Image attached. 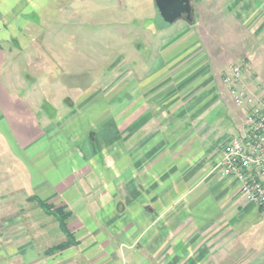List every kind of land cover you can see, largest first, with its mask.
Here are the masks:
<instances>
[{
  "label": "crops",
  "instance_id": "obj_1",
  "mask_svg": "<svg viewBox=\"0 0 264 264\" xmlns=\"http://www.w3.org/2000/svg\"><path fill=\"white\" fill-rule=\"evenodd\" d=\"M82 1L0 0V264H51L65 254L83 258L78 264H159V256L166 264H264V214L217 167L223 144L243 133L245 113L221 81L225 66L180 59L182 44L197 45L194 31L157 35L151 59L147 49L151 65L140 79L127 78L136 71L130 68L122 78L130 87L120 95L103 90L108 96L100 98L114 79L83 84L77 67L74 99H36L31 87L43 77L50 89L66 90L45 60L51 44L79 41L78 32L62 30L80 25L69 13L81 11ZM104 1L106 9L121 0ZM43 13H51L44 24ZM52 28L53 36L42 35ZM9 29L18 43L28 29L29 46L7 48ZM119 34L109 37L124 43ZM261 51V58L249 55L246 77L262 86L250 89L264 92ZM21 54L32 71L27 84L10 67ZM61 214L73 245L46 255L64 242Z\"/></svg>",
  "mask_w": 264,
  "mask_h": 264
},
{
  "label": "rangeland",
  "instance_id": "obj_2",
  "mask_svg": "<svg viewBox=\"0 0 264 264\" xmlns=\"http://www.w3.org/2000/svg\"><path fill=\"white\" fill-rule=\"evenodd\" d=\"M189 1L191 6V20L188 21L185 18H180L175 23L170 24L166 23L161 15H159L154 0H121L118 1L120 4L113 2L110 8L106 9L102 7L107 3L104 0H83L82 2L84 3L81 6V11L69 13V22L73 23L78 20L80 25L70 24L71 27L62 30L63 35H76V32H78L79 41L70 40V42L66 44L58 42L46 46L50 47L51 56H49L45 62L49 64L51 70L54 72L53 74L56 81H61V84L64 85L67 91L64 90V88L63 90L57 91L55 89L56 87H51L50 89V84L45 82V78L43 77L41 79V85L37 84L35 87H31L33 89L32 91H35L34 94L36 99L48 98L57 101L62 95H69L70 98L74 99L75 96L79 94L78 88L80 87V82H76V75H72L77 67L79 71L82 70V67L84 68L85 75L82 82L83 84H87L90 80L96 78L97 81H103L105 79L106 85L107 82L110 81L109 79H114L108 84L109 86H107L106 89L104 88L105 86L101 87L102 96L100 98L104 99V96H108V93L120 95L123 93L125 87H130L131 82H129V80L128 82L122 80L130 68L136 71L128 75L127 78L140 79L141 74L139 70L142 68L144 69L147 63L151 65V61H146L148 57L147 49H149V59H151L150 56L153 54L154 50L153 43L157 35H164L166 38H170L174 31H179L182 36L187 34L188 31L191 32V30L194 31V35L197 36L198 43L194 46L193 44L188 45L186 42L182 44L181 48L176 50V52L181 55L180 59L182 58L183 62H189L190 59V62H194L196 59L197 64H202L203 67L210 61L213 65H216V67L218 65L225 66L226 70L223 71L221 76L223 84L225 77L224 73H228L231 65L237 66L241 73L239 87H243L245 91L251 94L258 93L264 98V92L261 89H250V87L262 86L257 84L258 82L253 86L246 77V74H248L252 78L251 73L249 74V55L252 54V56L254 55L257 58H261L259 53L264 49V0ZM123 8L129 9V11H124ZM55 13L56 12L52 13V15L54 16ZM47 15H51V13H43L42 15L41 22L43 24L46 23V19H49ZM75 15L79 17L77 18ZM146 25L149 27L147 30L144 29ZM161 29H164V31ZM54 30L55 28L43 29L42 35L44 34L47 37L50 35L53 36L55 34ZM112 31L120 32V37L125 34V42H121V38L118 39L117 36L115 38L109 37V33ZM12 32V29L8 31L9 41L5 43L7 48H10L12 52H16L20 49V46H29L28 41L30 32L28 29H22L24 38H22L21 43H18V40L12 37ZM178 37L175 36L170 42L173 43L176 42L175 40L178 41ZM54 40L57 41L55 38ZM41 46L45 47L44 44H41ZM46 51L49 53L48 50ZM66 59L72 63L74 69L71 67L63 69V63ZM250 59L251 58H249V60ZM42 61L39 60L40 63ZM12 62L13 64L11 63L10 67L14 75L20 77V80H23L26 84L29 80H32V71L27 55L21 54L20 56H16ZM258 62L259 60L252 61V63H256V65ZM114 64H117L116 68L118 73L116 76L112 75V69L111 75L109 71ZM263 65L261 64L260 67ZM244 78L248 84L245 82ZM115 80L117 85L116 82L114 84L112 83ZM112 84L117 87V90L111 91L110 87H115ZM77 85L79 87H77ZM103 90L109 92L105 94ZM42 107L47 111L46 113L48 116L52 117L56 112L47 102L43 101ZM72 113L71 111L68 115ZM157 222V220L149 222L147 226L157 227V224H159ZM137 224L139 225L141 223ZM63 241L70 242V238L65 232ZM138 243L139 241H136V244ZM72 245L73 243L71 242L67 247ZM121 248L128 249L125 241H122ZM48 249L49 248H47V250ZM262 249H264V246L261 248V251ZM59 251L60 250L53 253H46V250H44V254L60 255ZM66 255L67 254L63 255L60 260H54L51 264H78V260H83L81 257L68 259ZM157 262L159 264H166L160 256ZM85 263L83 262L82 264Z\"/></svg>",
  "mask_w": 264,
  "mask_h": 264
},
{
  "label": "built area",
  "instance_id": "obj_3",
  "mask_svg": "<svg viewBox=\"0 0 264 264\" xmlns=\"http://www.w3.org/2000/svg\"><path fill=\"white\" fill-rule=\"evenodd\" d=\"M240 75L231 65L223 81L231 101L245 113L244 131L225 142L217 167L222 175L232 176L243 199L264 214V98L239 87Z\"/></svg>",
  "mask_w": 264,
  "mask_h": 264
},
{
  "label": "water",
  "instance_id": "obj_4",
  "mask_svg": "<svg viewBox=\"0 0 264 264\" xmlns=\"http://www.w3.org/2000/svg\"><path fill=\"white\" fill-rule=\"evenodd\" d=\"M156 9L166 23H173L182 18L191 20V6L189 0H154Z\"/></svg>",
  "mask_w": 264,
  "mask_h": 264
},
{
  "label": "trees",
  "instance_id": "obj_5",
  "mask_svg": "<svg viewBox=\"0 0 264 264\" xmlns=\"http://www.w3.org/2000/svg\"><path fill=\"white\" fill-rule=\"evenodd\" d=\"M56 218L58 220V224H59L60 229H62L65 233L68 234V237L70 238V242L68 243V242L65 241V242L59 243V244L51 247L50 249L46 250V253H53V252H55L57 250H62L64 248H67V246H69L71 244V242L74 241L72 239V235L65 229L66 215H64V214L57 215Z\"/></svg>",
  "mask_w": 264,
  "mask_h": 264
},
{
  "label": "flooded vegetation",
  "instance_id": "obj_6",
  "mask_svg": "<svg viewBox=\"0 0 264 264\" xmlns=\"http://www.w3.org/2000/svg\"><path fill=\"white\" fill-rule=\"evenodd\" d=\"M186 16H185V14L183 13V15H182V18H185Z\"/></svg>",
  "mask_w": 264,
  "mask_h": 264
}]
</instances>
